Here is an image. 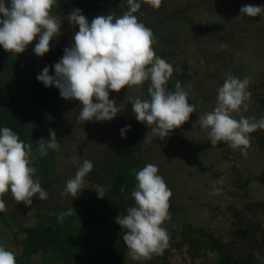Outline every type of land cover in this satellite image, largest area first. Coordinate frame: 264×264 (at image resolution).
<instances>
[{"label": "rangeland", "instance_id": "1", "mask_svg": "<svg viewBox=\"0 0 264 264\" xmlns=\"http://www.w3.org/2000/svg\"><path fill=\"white\" fill-rule=\"evenodd\" d=\"M82 1L90 7L86 10L91 19L103 14L102 9H97L96 0ZM100 1L103 9L116 13L117 16L127 10L123 0ZM245 4H264V0H162L158 9L147 5L143 8L144 14L140 10L135 13L138 20L153 33L154 43L151 46L155 54L173 66L168 81H180L181 86L189 92V103L196 104L189 119L171 130L164 139H159L152 132V125H145L143 145L144 148L147 147V153L143 159L144 164L150 161L158 166V174L171 190L169 201L176 205L181 218L209 233V237L205 239L212 236H236L232 232L233 222L236 217L238 222V216H246L249 228L255 232L254 235L250 234L251 239L254 241L257 236L260 238L253 245L245 244V249L234 248L233 256L235 259H247L249 256L254 259V264H264V183L255 179L260 175L261 169H264V144L253 146L254 140L249 134L250 142L247 146H242L243 151L240 147L231 148L227 142L222 141L212 146L208 141L207 129L201 128L197 120L215 107L217 89L227 74L240 78L249 77V96L245 101L247 108L244 109L242 105L240 111H234L231 115L236 119L241 115L259 118L255 92L264 90V26L257 29L240 21L236 23L241 31L230 26L231 14L238 13L237 10ZM255 17L264 24L260 15ZM72 28L68 26L63 34L50 40L49 51L43 56L32 51L35 38L19 54L35 61L41 69L49 66L50 74H53L51 66L63 55V49L69 46L73 31H77ZM183 69L191 75L190 79L182 81L178 78ZM20 75L14 68H4L0 71V82L8 87H16L23 94L27 85ZM149 83L144 81L141 85L129 86L128 89L125 86L119 91L110 90L109 98L114 99L117 106L124 104L121 112L112 120H80V102L68 99V109L63 114L62 124L54 130L59 141V148L55 150L54 172L50 179L41 180V186L47 190V198L38 199L34 196L32 204L25 205L22 201L15 200L10 190L0 194V199L5 202V208L1 212L7 220L5 223L0 219L2 245L18 251L20 238L24 236L27 227L36 221V208L43 211L89 195L92 186L87 179L88 174L84 178V186L87 188L80 194L77 193V197L62 195L61 190L83 159L101 161L107 156L106 150H112L120 142V129L130 125L135 116L126 96L148 98L146 89ZM253 85L257 87L254 88ZM256 148H260L261 152ZM242 181H246L245 184ZM213 187L216 191H213ZM239 224L241 223L235 224V227ZM210 255L211 253L207 254L203 259V256H197L195 262L210 264ZM41 259V255L36 254L32 257L31 264H41ZM169 262L192 264L187 246L171 249Z\"/></svg>", "mask_w": 264, "mask_h": 264}, {"label": "clouds", "instance_id": "2", "mask_svg": "<svg viewBox=\"0 0 264 264\" xmlns=\"http://www.w3.org/2000/svg\"><path fill=\"white\" fill-rule=\"evenodd\" d=\"M127 10L121 15L112 13L97 15L89 22L79 8H73L66 19L70 25H78L73 31L69 46L51 67L44 66L36 76L45 87L54 86L64 99L80 102L78 119L83 121L112 120L121 112L124 104L116 105L109 98V91L122 87L141 85L149 81L148 98L126 96L131 103L137 121L152 125V132L164 139L174 128L189 119L196 104L189 103V92L176 81L174 90L166 88L173 66L155 54L153 33L135 15L145 0H123ZM148 6L158 9L162 0H146ZM57 0H0V47L17 54L22 53L34 40L32 51L43 56L49 51V42L61 34V18L56 14ZM264 19V4H245L237 17ZM249 77L227 74L217 89V103L213 110L198 117L201 128L207 129L211 145L227 142L229 147L247 146L250 133L264 129V116L258 119L241 115L234 118L231 113L247 108L245 101L249 92ZM95 98V99H94ZM130 125L120 129L124 136ZM38 141L39 155L46 156L49 149L58 150L59 141L54 130L49 129L47 139ZM31 145L19 139L18 134L7 126H0V194L10 190L13 198L25 205L32 198H47V190L41 186L39 177L33 176L36 169L31 165ZM93 169V162L83 159L75 174L68 178L61 194L77 197L85 184L86 175ZM135 173L136 184L131 191L134 204L127 207L126 214L118 215L115 222L123 230L122 240L133 259L149 257L166 247L169 236L163 226L169 218L171 190L158 174V166L147 163ZM98 198H103L105 189L97 184L93 187ZM213 191L216 189L213 187ZM5 202L0 199V211ZM69 209L63 215L71 214ZM0 264H17L15 253L0 244Z\"/></svg>", "mask_w": 264, "mask_h": 264}, {"label": "trees", "instance_id": "3", "mask_svg": "<svg viewBox=\"0 0 264 264\" xmlns=\"http://www.w3.org/2000/svg\"><path fill=\"white\" fill-rule=\"evenodd\" d=\"M237 11L238 13L231 14V28L239 29L237 21L257 29L264 26L257 17H237L239 10ZM107 13L116 15L103 9V14ZM4 68L19 71L20 76L26 80L27 86H24L27 89L21 94L16 87H8L0 82V126L11 128L18 134L19 139L31 145V165L36 169L33 176L39 177L40 180H48L54 172L57 152L49 149L46 156H40L37 140L41 137L47 139L49 129L55 130L62 124L63 114L68 109V99L62 98L56 87H45L42 82L37 81L36 76L41 68L35 61L0 47V71ZM178 78L184 81L190 79L191 75L183 69ZM165 86L168 90L174 89L175 82L167 81ZM258 92H255L257 118L264 116V90ZM145 125L146 123L137 121L134 116L130 122V130L126 131L112 150H106L107 156L101 161L91 160L93 169L87 175L92 186L89 195L62 206L54 205L43 211L36 208L38 210L35 213L36 221L27 227L24 236L20 238V248L18 251L9 249L15 253L17 264H31L32 257L36 254L41 255V264H170V250L181 249L183 245L187 246L189 255L192 256V264H197L195 262L197 256H203V259L209 253L210 264H254L253 258L248 256L247 259H235L232 252L236 247L245 249V244L253 245V242L260 238L257 236L254 241L251 239L250 234L254 235L255 232L249 228L246 216L240 218L238 216V222L237 217L234 220L232 232L236 236L231 238L228 235L227 239L212 236L207 240L205 238L209 237V233L181 218L172 201H168L169 218L163 223L169 236L166 247L146 258L133 259L129 255V250L122 240L123 230L115 222V218L119 214H126L127 207L135 203L131 191L136 179L135 173H130V170H139L145 165L143 159L147 153V147L144 148L143 145ZM250 135L254 140L253 146H263L264 129L258 128ZM256 150L261 152L260 148ZM261 170L255 179L264 183V169ZM236 172L240 173L239 169H236ZM97 184L104 187L105 197L98 198L97 192L93 189ZM72 207L74 211L71 214L58 219L61 213H66ZM0 219L7 223L1 211ZM238 223L241 224L235 227ZM262 240L264 242V235ZM198 247L202 251L197 250Z\"/></svg>", "mask_w": 264, "mask_h": 264}, {"label": "flooded vegetation", "instance_id": "4", "mask_svg": "<svg viewBox=\"0 0 264 264\" xmlns=\"http://www.w3.org/2000/svg\"><path fill=\"white\" fill-rule=\"evenodd\" d=\"M96 4H97V8H100V10L102 9V12H103V7L101 5V1L96 0ZM146 6H147V4L142 5V8L140 10V12H143V14H144L143 8ZM73 8L81 9L82 13L86 16V18L89 20V22L92 20L90 15H89V12L86 10V9H90V7H87V4L84 5L82 0H57L55 12L61 18V34H63V31L68 26L73 27L72 29L78 31V25H70L68 20L66 19L67 14ZM147 13H149V12H147ZM263 233H264V231H263Z\"/></svg>", "mask_w": 264, "mask_h": 264}]
</instances>
